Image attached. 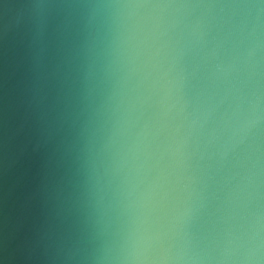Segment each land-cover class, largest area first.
<instances>
[{
	"label": "water",
	"instance_id": "1",
	"mask_svg": "<svg viewBox=\"0 0 264 264\" xmlns=\"http://www.w3.org/2000/svg\"><path fill=\"white\" fill-rule=\"evenodd\" d=\"M0 264H264V0H0Z\"/></svg>",
	"mask_w": 264,
	"mask_h": 264
}]
</instances>
